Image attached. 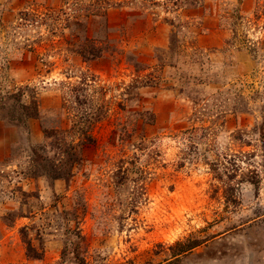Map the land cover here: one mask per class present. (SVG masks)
Masks as SVG:
<instances>
[{"label": "rangeland", "instance_id": "374dc122", "mask_svg": "<svg viewBox=\"0 0 264 264\" xmlns=\"http://www.w3.org/2000/svg\"><path fill=\"white\" fill-rule=\"evenodd\" d=\"M0 264H264V0H0Z\"/></svg>", "mask_w": 264, "mask_h": 264}]
</instances>
